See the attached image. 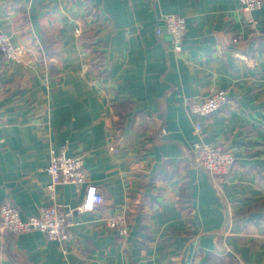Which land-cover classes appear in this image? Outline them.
I'll return each mask as SVG.
<instances>
[{
    "label": "crops",
    "instance_id": "1",
    "mask_svg": "<svg viewBox=\"0 0 264 264\" xmlns=\"http://www.w3.org/2000/svg\"><path fill=\"white\" fill-rule=\"evenodd\" d=\"M262 1L0 0V31L23 48L0 53V203L23 218L50 204L49 150L62 144L104 198L70 214L61 244L0 232V264H264ZM164 13L186 19L179 53L156 32ZM215 88L225 104L190 114L184 100ZM197 120L234 155L219 189L191 156ZM85 187L60 185L56 201L77 207ZM123 210L125 237L104 221Z\"/></svg>",
    "mask_w": 264,
    "mask_h": 264
},
{
    "label": "built area",
    "instance_id": "2",
    "mask_svg": "<svg viewBox=\"0 0 264 264\" xmlns=\"http://www.w3.org/2000/svg\"><path fill=\"white\" fill-rule=\"evenodd\" d=\"M242 9L250 12L261 9L262 0H239ZM250 26L255 29L257 20L249 19ZM156 32L170 35L172 50L181 52L186 32V19L173 13L160 14ZM0 53L7 60H18L23 55V48L14 42L12 36L0 31ZM228 92L223 88H215L202 98H186L185 106L190 114L204 117L220 109L228 100ZM203 125L200 120L194 122L197 139L192 142L191 156L196 166L206 170L214 181L217 189L232 170L234 155L230 150L202 137ZM114 149V147H110ZM50 181L46 185L50 204L41 205L33 215L23 218L18 207L10 200L0 203V232L12 234L27 233L34 230L43 232L49 240L62 243L69 238V229L76 224L70 214L94 211L104 201L98 186L90 183L84 166L82 155L69 154L67 144L49 150V164L46 167ZM72 184L76 190L84 189L81 204L67 208L56 201L57 190L60 185ZM105 224L119 236L125 237L129 233L126 211H117L104 218Z\"/></svg>",
    "mask_w": 264,
    "mask_h": 264
},
{
    "label": "trees",
    "instance_id": "3",
    "mask_svg": "<svg viewBox=\"0 0 264 264\" xmlns=\"http://www.w3.org/2000/svg\"><path fill=\"white\" fill-rule=\"evenodd\" d=\"M90 65H91V67H95V66H96V63L93 62V63H91ZM105 72H106V71H105Z\"/></svg>",
    "mask_w": 264,
    "mask_h": 264
},
{
    "label": "bare ground",
    "instance_id": "4",
    "mask_svg": "<svg viewBox=\"0 0 264 264\" xmlns=\"http://www.w3.org/2000/svg\"><path fill=\"white\" fill-rule=\"evenodd\" d=\"M215 144V143H214ZM81 204V203H80Z\"/></svg>",
    "mask_w": 264,
    "mask_h": 264
}]
</instances>
